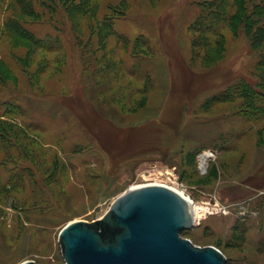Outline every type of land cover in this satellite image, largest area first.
Masks as SVG:
<instances>
[{
	"label": "rangeland",
	"instance_id": "obj_1",
	"mask_svg": "<svg viewBox=\"0 0 264 264\" xmlns=\"http://www.w3.org/2000/svg\"><path fill=\"white\" fill-rule=\"evenodd\" d=\"M154 183L264 264V0H0V264H66L65 225Z\"/></svg>",
	"mask_w": 264,
	"mask_h": 264
},
{
	"label": "water",
	"instance_id": "obj_2",
	"mask_svg": "<svg viewBox=\"0 0 264 264\" xmlns=\"http://www.w3.org/2000/svg\"><path fill=\"white\" fill-rule=\"evenodd\" d=\"M193 226L183 195L166 185L146 184L126 190L93 221L69 222L59 244L66 264H228L218 247L182 236Z\"/></svg>",
	"mask_w": 264,
	"mask_h": 264
},
{
	"label": "bare ground",
	"instance_id": "obj_3",
	"mask_svg": "<svg viewBox=\"0 0 264 264\" xmlns=\"http://www.w3.org/2000/svg\"><path fill=\"white\" fill-rule=\"evenodd\" d=\"M208 155V153H206V154H204L203 155V157H202V159H203V163H205L206 162V159H205V157ZM154 184H158V183H154ZM159 184H161V183H159ZM162 185H164V184H162ZM166 186H168V185H166ZM134 187H137V186H132V187H130L129 189H132V188H134ZM169 187H171V186H169ZM171 188H173L174 190H176V191H178L181 195H183L184 197H185V199L189 202V204H190V206H191V209H192V214H193V218H194V223H195V221H196V217L198 216H202V215H204L206 212H205V210H204V208L203 207H201L200 205H198L197 203H196V201L190 196V195H188L187 193H185L184 191H182V190H180V189H178V188H175V187H171Z\"/></svg>",
	"mask_w": 264,
	"mask_h": 264
},
{
	"label": "built area",
	"instance_id": "obj_4",
	"mask_svg": "<svg viewBox=\"0 0 264 264\" xmlns=\"http://www.w3.org/2000/svg\"><path fill=\"white\" fill-rule=\"evenodd\" d=\"M203 207H204V210H205V212H206L205 214H207V213L209 214V213L211 212V211H208V208H207V207H205V206H203ZM206 216H207V215H206ZM194 224H195V223H194Z\"/></svg>",
	"mask_w": 264,
	"mask_h": 264
},
{
	"label": "trees",
	"instance_id": "obj_5",
	"mask_svg": "<svg viewBox=\"0 0 264 264\" xmlns=\"http://www.w3.org/2000/svg\"><path fill=\"white\" fill-rule=\"evenodd\" d=\"M184 232V231H183Z\"/></svg>",
	"mask_w": 264,
	"mask_h": 264
}]
</instances>
